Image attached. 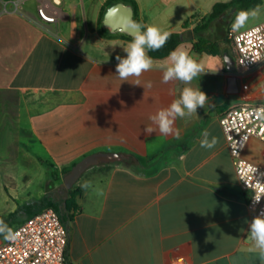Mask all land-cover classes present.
Listing matches in <instances>:
<instances>
[{
	"label": "crops",
	"instance_id": "1",
	"mask_svg": "<svg viewBox=\"0 0 264 264\" xmlns=\"http://www.w3.org/2000/svg\"><path fill=\"white\" fill-rule=\"evenodd\" d=\"M14 1L0 0V179H11L6 167L11 150L28 146L29 110L12 108L13 95L39 102L30 123L41 146L66 147L83 158L117 154L115 162L100 165L98 172L90 168L76 183L83 194L81 211L66 225L67 262L264 264L248 234L250 192L239 185L220 124L235 107L264 104V61L249 71L238 68L233 74L238 93L231 94L232 74L223 58L198 55L192 41H184L183 48L205 71L190 86L200 87L208 103L197 115L177 118L179 138L158 129L147 135L145 126L156 127L149 116L178 98L186 85L163 83L158 69L145 72L140 85L133 84L135 77L119 79L115 57L126 56L123 47L132 36L104 26L110 0H63L61 17L52 24L37 15L46 0H22L18 10ZM180 1L163 0L160 8L135 0V22L181 32L185 20L211 13L216 4L187 2L185 18L174 22L169 11ZM46 95L66 96L67 102L44 112ZM204 130L217 138L211 149L200 146ZM244 157L264 169V143L253 138ZM18 173L26 174L21 168ZM21 207L5 204L2 216Z\"/></svg>",
	"mask_w": 264,
	"mask_h": 264
},
{
	"label": "built area",
	"instance_id": "2",
	"mask_svg": "<svg viewBox=\"0 0 264 264\" xmlns=\"http://www.w3.org/2000/svg\"><path fill=\"white\" fill-rule=\"evenodd\" d=\"M22 2L14 1L16 10ZM62 3L63 0L41 2L37 7L38 18L46 24L59 21ZM230 40L237 53V68L249 71L264 61V22L230 33ZM220 124L239 185L250 192L247 206L252 221L264 214V169L247 160L244 152L253 138L264 143V104L235 107L222 116ZM257 196L261 197L259 203L253 200ZM11 228L17 236L14 241L0 237V264H69L66 259L68 230L54 208H45Z\"/></svg>",
	"mask_w": 264,
	"mask_h": 264
},
{
	"label": "clouds",
	"instance_id": "3",
	"mask_svg": "<svg viewBox=\"0 0 264 264\" xmlns=\"http://www.w3.org/2000/svg\"><path fill=\"white\" fill-rule=\"evenodd\" d=\"M261 6L249 10H239L235 13L234 19L230 24L231 33H238L243 29L250 19L259 16ZM132 40L123 47L126 53L125 57L117 55L116 73L121 81H128L130 77H135V85H140L139 78L145 73L158 69L162 72V82H180L185 87L182 88L178 98L173 99L167 106L159 109L155 114L149 116L152 125L145 126L144 132L147 135L159 130V133L165 136L173 133L179 138V131L174 129V123L177 118L191 117L197 115V109L205 108L209 98L206 93L201 91L200 87H191V82L205 73L203 65L194 59L183 45L178 46L171 51L164 62H157L149 55V52L158 51L165 46L172 33L162 30L156 25L133 24ZM227 58H225V61ZM224 61V62H225ZM223 67V65L221 66ZM149 81L146 87L150 88ZM202 139L199 141L202 148L211 149L217 143V138L212 136L208 130L202 132ZM261 197L253 198L254 202L259 203ZM248 234L253 242V250L260 254L264 261V214L255 216L250 222ZM0 235L5 240L14 241L17 234L11 227L0 219Z\"/></svg>",
	"mask_w": 264,
	"mask_h": 264
},
{
	"label": "rangeland",
	"instance_id": "4",
	"mask_svg": "<svg viewBox=\"0 0 264 264\" xmlns=\"http://www.w3.org/2000/svg\"><path fill=\"white\" fill-rule=\"evenodd\" d=\"M34 1V0H31ZM153 5L159 6L160 8L164 5L161 4L163 0H149ZM197 1L198 3L206 0H181L180 6L171 9L169 12L174 16V22L182 21L186 14L182 12L188 5L187 2ZM212 3L221 2L224 0H208ZM185 2V3H184ZM261 12L258 17L250 19L247 25L243 29L250 28L257 24L264 22V0L262 1ZM206 36L212 40H220L222 37L221 27L218 22L212 24L210 29L207 31ZM230 39V36L228 37ZM232 54L237 57V53L232 45ZM12 108L27 109L28 112V146L27 149L19 150L12 149V159L11 164L6 165L12 171L11 179H0V214H5L1 212V208L5 204H11L13 207L26 206L28 204H35L42 200V198L49 193H61L64 191V178L63 170L72 168L83 159V156L77 155V151L68 150L66 147L59 149H52L47 147V143L40 145L36 142L34 134L31 128V114L34 109L38 108L39 102L33 100L30 96H26L24 99L13 95L11 98ZM66 96L62 95H46L44 97L43 105L40 106L41 111L47 112L51 110L57 104L66 103ZM35 113V112H34ZM65 118V117H64ZM45 138L48 133L45 131ZM34 137V138H33ZM22 153L20 156L19 153ZM26 152V155H24ZM113 162V161H112ZM109 162V163H112ZM115 162V161H114ZM21 163V164H20ZM100 163L97 166H102ZM48 165L53 166V171L57 174L56 177L51 179ZM93 166L89 172H98L100 167ZM25 170L26 174L20 175L18 173L19 169ZM88 169V170H89ZM49 184H52V188L49 189ZM62 219L65 220V224L68 225L70 222L68 217L61 212ZM16 225V224H15Z\"/></svg>",
	"mask_w": 264,
	"mask_h": 264
},
{
	"label": "trees",
	"instance_id": "5",
	"mask_svg": "<svg viewBox=\"0 0 264 264\" xmlns=\"http://www.w3.org/2000/svg\"><path fill=\"white\" fill-rule=\"evenodd\" d=\"M119 2L131 4L134 7L135 16H137L138 6L135 0H110L107 8L104 10V14L109 7ZM261 4L262 0H229L228 2H218L214 5L211 13L204 16L194 15L185 20L182 24L181 32L172 33L163 48L158 51L149 52V55L154 60H163L184 41L191 40L193 43V51L198 55H210L223 58L224 53L228 52L234 57L232 54L231 40L228 37L231 33L230 24L234 19L235 13L239 10L252 9ZM104 14L102 19L104 18ZM215 22H218L221 27L222 37L220 40H212L206 36L207 31ZM136 23L143 25L138 19H136ZM192 25L193 28H191ZM52 169L53 166L48 165L50 177L54 181L57 174ZM69 173V169L63 170L64 176ZM50 188H52V184H49ZM82 194V190L76 185L71 190L64 188V191L61 193L46 194L38 203L23 206L7 216L0 215V219H3L9 227H14L24 223L41 210L52 207L59 213L60 217L62 212L68 217L69 221H72L75 214L81 211L78 200ZM62 221L64 224L66 223L64 219ZM0 237L2 238L3 236L0 235Z\"/></svg>",
	"mask_w": 264,
	"mask_h": 264
},
{
	"label": "water",
	"instance_id": "6",
	"mask_svg": "<svg viewBox=\"0 0 264 264\" xmlns=\"http://www.w3.org/2000/svg\"><path fill=\"white\" fill-rule=\"evenodd\" d=\"M103 24L111 31H119L132 36L134 31L132 26L136 24L134 7L131 4H125L123 2L114 4L105 13ZM225 58H227L226 61ZM223 60L225 61L227 71L232 74L228 78L229 93L236 94L238 93V83L237 78L233 75L238 69L236 60L228 52L224 53ZM115 160H117V154L115 153H95L85 156L65 176L64 185L66 190H71L89 168L97 166L100 163H109Z\"/></svg>",
	"mask_w": 264,
	"mask_h": 264
}]
</instances>
